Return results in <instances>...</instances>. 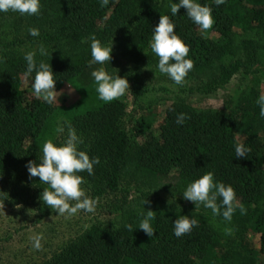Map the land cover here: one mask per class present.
<instances>
[{
    "label": "trees",
    "instance_id": "1",
    "mask_svg": "<svg viewBox=\"0 0 264 264\" xmlns=\"http://www.w3.org/2000/svg\"><path fill=\"white\" fill-rule=\"evenodd\" d=\"M198 2L212 8L215 23L209 30L194 24L183 7L172 16L170 0H109L103 7L100 0H41L39 15L0 13L1 202L35 205L41 216L51 212L39 199L47 185L39 177L29 179L26 165L39 163L45 140H66L56 132L61 117L83 140L79 148L100 159L93 175L79 173L82 184L96 196L129 187L140 193L112 206L111 224L93 223L39 264H256L249 236L253 227L260 233L264 254V118L256 104L263 94L260 76L241 90L234 107L200 111L184 102L174 104L157 126L144 125L132 139L123 125L128 106L122 99L94 104L83 89L74 104H49L34 94L35 73L25 75L24 54L35 51L37 61L50 63L55 89L63 84L82 89L78 78L89 68V37L94 34L105 44L113 42L111 55L119 52L132 60V93L137 99L143 91L141 66L158 63L149 41L161 15H169L190 49L193 69L187 76L201 82L191 91L214 93L226 89L238 73L264 71V0H226L219 7L214 0ZM30 27L38 28L40 35H29ZM41 45L48 56L39 55ZM179 113L190 119L177 124ZM237 143L250 149L245 157H235ZM209 171L216 181L235 189L236 203L246 209L242 214L237 207L230 223L183 198L187 184ZM161 192L174 199L161 197ZM145 199L150 201L145 209L157 212L152 237L124 227L138 226ZM179 215L194 216L199 224L177 238L173 221ZM225 228L233 230L231 235Z\"/></svg>",
    "mask_w": 264,
    "mask_h": 264
},
{
    "label": "clouds",
    "instance_id": "2",
    "mask_svg": "<svg viewBox=\"0 0 264 264\" xmlns=\"http://www.w3.org/2000/svg\"><path fill=\"white\" fill-rule=\"evenodd\" d=\"M109 0H100L101 6H106ZM217 7L226 3V0H214ZM186 9L187 17L201 30H209L213 27L215 21L212 15V8L207 4H201L198 0H170V12L176 16L179 9ZM41 9V0H0V13L13 12L20 15H39ZM29 35L38 37L39 29L30 27ZM91 59L89 67L100 65L91 71L96 84L98 97L103 102H112L124 96L130 89L127 77H121L107 71L105 64H110L112 59L113 42L105 44L91 35L89 37ZM151 51L158 57L157 68L161 74H165L176 85H183L188 73L193 69V61L189 58L188 45L176 34L175 24L169 15H161L158 24L152 28V37L149 41ZM39 55L45 57L49 55L48 50L41 45ZM37 53L28 51L24 54L26 62V76L35 73L31 87L35 96L42 97L47 103L52 104L57 100L55 95L56 80L50 63L43 59L37 61ZM2 61V58H0ZM71 85V84H70ZM259 106V116L264 118V94H260L256 99ZM190 117L186 113H179L176 117L177 124H184ZM67 128V138L61 143H54L53 139L44 141L41 151L42 155L39 163L29 161L26 165L29 173V179L39 177V182L46 184L39 199L58 215L73 216L83 210L88 213L95 211L97 200L85 194L81 187L84 177L79 173L87 172L88 175L94 174V166L100 163L99 157H91L84 150L79 148L83 140L77 135L76 130L68 121H58L56 132L62 133ZM250 151L243 143L235 145V157H245ZM183 198L194 202L195 207L202 205L210 209L213 216H222L224 221L231 222L234 213L239 207L243 214L246 209L236 203V192L231 185H226L214 179V173L209 171L199 178L187 184L181 192ZM219 198V203H218ZM150 203L146 199L142 201L143 208L138 213V226L134 228L133 224L126 223L124 227L133 232L136 229L143 230L146 235H154V221L156 211L146 210L144 205ZM199 220L194 216L179 215L173 221V233L179 238L188 234L192 229L198 226ZM225 234L231 235L232 229L225 228ZM42 236L37 234L32 237L33 247L40 249Z\"/></svg>",
    "mask_w": 264,
    "mask_h": 264
},
{
    "label": "rangeland",
    "instance_id": "3",
    "mask_svg": "<svg viewBox=\"0 0 264 264\" xmlns=\"http://www.w3.org/2000/svg\"><path fill=\"white\" fill-rule=\"evenodd\" d=\"M98 67L100 65H92L78 78V85L82 89L70 84H63L55 89L57 100L54 101L57 104H74L83 97L82 90L86 89L88 94L92 95V102L98 104L100 99L96 84L90 75L91 71ZM104 67L107 71L128 79L130 89L120 99L128 106L123 117V125L132 139L140 135L138 132L144 125L153 123L157 126L174 104L184 102L200 111H219L226 107H234L239 93L254 76L261 77V91L264 94V71H254L252 74L238 73L226 89L206 94L191 91V88L201 84L196 78L187 76L183 85H176L165 74H161L154 63L146 62L141 66L143 91L135 99L132 93L135 76L132 60L116 52L112 55L110 64L108 66L105 64ZM58 134L67 138V129ZM238 135L241 140L245 137L241 129L238 130ZM81 187L87 196L97 200L95 211L92 213L81 210L76 215L67 216L58 215L51 210L49 214L41 216L35 205L10 206L0 200V264H39L86 231L93 223L100 221L103 224H111L115 217L112 206L121 203L126 196L130 200L140 194L136 187H129L128 190L124 188L96 196L86 184H82ZM160 195L163 198L174 199L164 192ZM37 234L42 236V247L38 250L32 246V237ZM249 236L254 243L251 252L256 257V264H260L264 262V254L260 252V233L253 227Z\"/></svg>",
    "mask_w": 264,
    "mask_h": 264
}]
</instances>
